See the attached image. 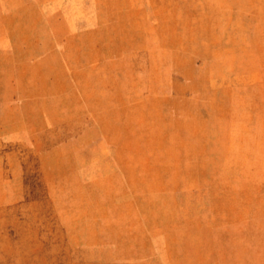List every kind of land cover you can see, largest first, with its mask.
I'll list each match as a JSON object with an SVG mask.
<instances>
[{
	"label": "rangeland",
	"instance_id": "obj_1",
	"mask_svg": "<svg viewBox=\"0 0 264 264\" xmlns=\"http://www.w3.org/2000/svg\"><path fill=\"white\" fill-rule=\"evenodd\" d=\"M47 235L264 264V0H0V264Z\"/></svg>",
	"mask_w": 264,
	"mask_h": 264
},
{
	"label": "bare ground",
	"instance_id": "obj_2",
	"mask_svg": "<svg viewBox=\"0 0 264 264\" xmlns=\"http://www.w3.org/2000/svg\"><path fill=\"white\" fill-rule=\"evenodd\" d=\"M188 20H189V18H188ZM187 20V21H188ZM193 20V19H192ZM199 20V19H198ZM201 20H202V18H201ZM189 22V21H188ZM187 22V23H188ZM198 23V22H197ZM202 23H203V21H202ZM189 24V23H188ZM199 24V23H198ZM200 25H202L201 23H200ZM199 26V25H198ZM203 26V25H202ZM202 28V27H201ZM255 28V27H254ZM195 30H197V29H195ZM191 32V31H190ZM194 34H196V33H194ZM202 34V33H201ZM216 34V33H215ZM220 34V33H219ZM199 35H200V33H199ZM221 35V34H220ZM223 35H224V33H223ZM191 36H192V33H191ZM194 37H195V35H194ZM198 37V36H197ZM214 37V36H213ZM220 37V36H219ZM191 38V37H190ZM224 38V37H223ZM222 38V39H223ZM218 39V37L215 39V40H217ZM191 41H193V40H191ZM214 41V40H213ZM217 42V41H216ZM210 43V42H209ZM256 43V42H255ZM220 44V43H219ZM223 44V43H222ZM225 45V44H224ZM237 45V44H236ZM218 46V45H217ZM259 46V45H258ZM257 46V47H258ZM185 47V46H184ZM215 48H218V47H216L215 46ZM222 48V47H221ZM221 48H219L220 50H221ZM236 49L237 48H239V47H235ZM186 49H187V47H186ZM211 49H213V48H211ZM217 50V49H216ZM215 50V51H216ZM212 51V50H211ZM191 52H192V50H191ZM190 52V53H191ZM218 52H219V50H218ZM213 53V52H212ZM211 53V54H212ZM193 55H194V53H192ZM199 54V53H198ZM200 55V54H199ZM203 55V54H202ZM201 55V56H202ZM146 56V55H145ZM189 58V57H188ZM199 58H200V56H199ZM202 58V57H201ZM205 58V57H204ZM166 61H168V60H166ZM189 62H191V61H189ZM180 63V62H179ZM183 63H181V65H182ZM189 65H190V63H189ZM181 67V66H180ZM179 67V68H180ZM185 68V67H184ZM191 68H192V66H191ZM181 71H182V69H181ZM175 72V71H174ZM189 70L187 69V74L189 75ZM195 72H197V71H195ZM177 73V72H176ZM181 73V72H180ZM192 73V72H191ZM183 74H184V70H183ZM187 74H185V75H187ZM196 75L197 73H193V75ZM193 75H191V76H193ZM190 76V75H189ZM190 76V77H191ZM187 78H188V76H187ZM195 78L197 79V77L195 76ZM184 79V78H183ZM192 81H193V79H191ZM176 82H177V80H176ZM179 82V81H178ZM184 83V82H183ZM192 83V82H191ZM190 83V84H191ZM178 84V83H177ZM181 84H182V82H181ZM184 84H186V83H184ZM189 84V83H188ZM173 86L175 87V84L173 83ZM172 86V87H173ZM173 87V88H174ZM183 87V86H182ZM181 87V88H182ZM189 87V86H188ZM193 87V86H192ZM193 89V88H192ZM177 90H179V88H178V86H177ZM164 99V98H163ZM191 100V99H190ZM193 100V99H192ZM192 102V101H191ZM195 103V102H194ZM192 105V104H191ZM69 132H67V134H68ZM50 235H47V237H49ZM50 239H44L46 242V244H47V249H46V251H44L43 252V254H42V252H40V253H37V251H31V256L33 257V258H30V259H22L21 260V263L20 264H64L63 263V259H64V255H63V257L62 256H59V252H60V244H61V240H58V239H56L55 237H54V239H52V237L50 236L49 237ZM60 242V243H59ZM46 244H44V245H46ZM43 246V245H42ZM66 255H65V258H67V257H69V254L68 253H65ZM6 259V258H5ZM94 263H96V262H94ZM88 264H90V263H88Z\"/></svg>",
	"mask_w": 264,
	"mask_h": 264
}]
</instances>
